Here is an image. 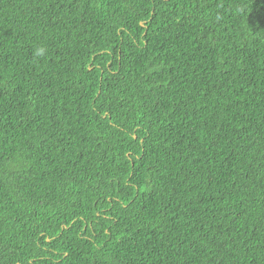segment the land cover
I'll list each match as a JSON object with an SVG mask.
<instances>
[{
	"label": "trees",
	"instance_id": "trees-1",
	"mask_svg": "<svg viewBox=\"0 0 264 264\" xmlns=\"http://www.w3.org/2000/svg\"><path fill=\"white\" fill-rule=\"evenodd\" d=\"M0 264H264V0H0Z\"/></svg>",
	"mask_w": 264,
	"mask_h": 264
},
{
	"label": "clouds",
	"instance_id": "clouds-1",
	"mask_svg": "<svg viewBox=\"0 0 264 264\" xmlns=\"http://www.w3.org/2000/svg\"><path fill=\"white\" fill-rule=\"evenodd\" d=\"M43 49H40L39 52H38V55H42L43 54Z\"/></svg>",
	"mask_w": 264,
	"mask_h": 264
}]
</instances>
